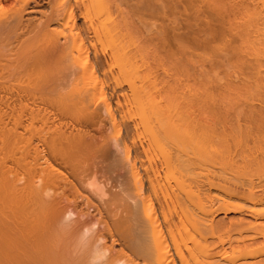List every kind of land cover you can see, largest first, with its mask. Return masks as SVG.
I'll use <instances>...</instances> for the list:
<instances>
[{"label":"bare ground","instance_id":"bare-ground-1","mask_svg":"<svg viewBox=\"0 0 264 264\" xmlns=\"http://www.w3.org/2000/svg\"><path fill=\"white\" fill-rule=\"evenodd\" d=\"M4 1L10 2L17 7H15V9L11 13H8L9 15L7 14L6 16L0 19V133H2L0 135L2 136L4 135L6 138L11 137L13 141L15 140V143L14 142L11 143H14L15 148L17 147V149H18V145L16 144L17 143L16 140H20V137L22 138V131L21 132L18 131L19 129H17V127H22V129L26 131L27 127H29L28 130H30V127L32 126L31 130H33V126H35L36 124L37 125L40 124V126H42L43 128V129L40 128V130L42 131L45 130L48 135L44 133H43L44 135L41 136L38 135L39 136L38 144L40 145L41 149H39L38 146H35L33 148V153L31 156H30L31 153L29 152L30 153L29 154L25 148L24 149L26 151V154L28 153L27 156L24 153L23 148H22L23 151L18 150V153L22 151L23 155L16 154L14 152L16 150L13 149L9 150V148L7 149L10 152L13 151L15 153V154L14 153L11 154L18 155L19 157L17 158L12 157L8 153V151H6L7 156H5L6 155L5 152L4 154L3 153L1 154L3 155L4 158L0 156V264L59 263L58 262L60 261L58 260L59 257L57 259V257L55 256L56 257L55 258L54 255L57 254L58 256L59 253L61 252H59L58 249L57 250L58 253H56L55 249H52L50 245H47V238L51 237V241L49 239L48 241L53 242L54 239L52 240V236L56 237L57 234H55L54 232L52 233L51 230H57V229L64 230V228L72 227L74 225L76 227L75 229H73L72 232L69 229H66V231L71 234L70 236H68L69 234L65 232V234L67 233L66 234L67 240L65 237H63V234L59 230H58L59 231L58 234H60L61 236L57 235V237L59 236L61 240L64 238L62 241L63 242L67 241V245L69 247H72V245L74 247V249L70 251L74 252L76 254L75 255L76 257L73 259L72 262H70V264H128V263L133 264L136 263V261L134 260L135 257H137L135 259L140 258L143 264H176L177 261L176 259H178L179 263L181 262L180 264H199V263L200 264L201 263L203 264H264V0H135V4L133 3L134 5L130 9L131 11L130 15L132 17L130 15H123L121 17L122 13L127 14L129 12L122 11L123 9L124 10L126 9L121 6L125 0L124 1L121 0L123 2L117 1L118 3L119 2L122 3L119 5L121 6V8H123L121 9L122 12L121 11L119 12V10H117V13H121V14L116 15L117 17L119 16V18L121 17L120 20L125 23V25L124 23L120 25L121 28L123 26L125 27L126 24L128 23L126 27L129 28L131 33L133 31V34L135 31L133 29L134 27H139L141 28V30L144 29L142 30V32H140V34L142 35L141 38L140 35L139 36L136 35L139 32L138 30H137L138 32L136 31L137 33H135L136 38L139 37V40L137 39L138 43L144 41L143 42L144 46L146 44L149 45L150 43H153V45L157 43L158 44L161 43L163 46L160 45L162 46V48L160 47L159 50L165 48L166 45L169 47L168 44H169V40L171 39L170 37H172L173 40L175 39L174 40L175 42L177 40L176 44L178 43L177 48H179V53H180V55L179 54L177 55L181 56L182 59H184V61H179L181 57L180 59L179 56L177 57V59H179L177 61L181 62V64L173 60L175 66H180L177 67V70L178 68H180L181 71L180 70L179 71L182 72V75L184 74L186 78L190 77L189 79H191V77H193L191 79V83L193 80L194 81L193 83L196 85L195 87L193 86L194 88H197L198 87L197 85L199 86L201 85L200 87L202 86L205 87L204 88L205 91L207 92L208 90L210 91V93L208 92L209 94L212 93L211 97L212 95H214V99H213L215 101L214 106L217 107L213 109V114H216L215 116L216 121L215 119H213L214 121L213 122L211 121L212 123L210 121H208L209 123H207V121L205 120H207V117H209L208 115H211L210 116L211 120L212 118H214V115L212 116V114L208 113L207 117H205L206 119L202 118L204 120H202V122L200 121L198 125H193L192 124L193 122L192 123L190 122V125L192 124L193 127L196 126V128L194 129L192 128V126L190 127L188 126L189 121L186 122L187 127L185 126V124L183 125L182 123L183 122L185 123L186 121L184 119L182 123L179 122V124H177L179 125V127L180 125H182V128L186 127L185 130H182L181 133L178 130L179 128L175 127L174 130V126L171 127L172 125L171 124L168 126V129L170 127L172 133H174L175 131L174 135L178 136V134L181 135L182 133H184V135L182 134L181 137L178 136L179 138H177L176 136L175 138L178 141L181 139L179 142H181L184 139L182 143L185 142L184 144H186L187 147L189 145L191 146L195 145L194 146L196 147L195 149L199 150L203 158L205 156V159L210 156V154H208L209 156H207V154L205 155V153L207 152L214 153L220 158L219 163L220 164L222 163L223 167L225 165L227 166L231 165L229 167L232 166L235 167L236 165L238 166V164H241L242 167L245 168V170L247 169V172L249 170V173L246 172H245L246 174L243 173V175L245 174L248 176L247 178H243L245 176L237 177V176H241L242 172L245 170H243L242 172L239 171L241 172V173L238 172L239 175L236 176L235 174L234 176L236 177L230 178V176H227L230 173L225 175L224 173L225 171H221L222 169L221 168L222 165H221L219 167L220 172H218L219 169L217 167L218 169L217 172L219 174H217V172L215 171L209 172L210 169L209 170L207 169L209 173L204 174V176L208 174L207 176L203 178V176L200 175L201 179L203 178L202 183L199 182L200 185L194 180L198 184L199 189L196 190L197 192L198 190H200L199 193H202L201 187L203 188L205 186H207L208 189L216 188L222 191L221 194L223 193L224 198H220L218 200V198L216 197L218 200V204L216 205L214 212L217 213L220 212L223 214L236 213L241 215L237 219L236 218L230 219L231 220L230 222L227 220L229 224L227 225V227H225V229L224 226L226 225L224 223L226 222L224 221H223L224 223L221 222L222 226L224 224L223 227L221 226L222 230L224 229L226 234H228V237L226 238L225 241H223L224 239L222 241L218 239L220 240V242L218 241L217 243V241L215 240V242L217 243L216 244L214 240H212L216 244V246H218L219 243L223 244L227 242V245H225L224 247L228 246L230 248H232L231 246L232 242H235L236 244L235 243L233 244L236 245V249H233V251L230 253L225 252L226 250L223 249H221V251H219L220 249L218 251L215 249L216 250L215 251L214 250L215 247L213 248L212 251V249L209 247L212 244L214 245V243L213 242L212 244L208 243L207 241L208 239H206V237H208L207 236L208 234L205 235V233L211 232L212 231L211 229L217 228V226L215 227L214 225L215 223L213 224L211 218H210L211 221L210 219L205 220V218L195 216L192 212H190V210L188 211L186 210V213L185 211L183 212V214L185 213L183 216H185L188 212H190L191 218L189 217V214L188 216L187 215L186 216L188 219L190 220L192 219L193 221L191 223V221L189 220L190 222L188 223L190 225L193 224L191 226L193 229L192 228L191 229L193 230L195 235L196 234L199 235L198 240H196L193 237L192 240L190 241L188 240L189 243H187V240L186 241L179 240L180 236L179 239L177 240V237H175L172 234L173 231L171 227V222L168 221V219H166L162 207L160 208L162 223L159 222V216L157 212H155L156 211L154 207L155 204L153 205V198L155 200L160 199V198L157 199V197H159L157 196L159 195L157 194L159 190L156 191V189L158 188L154 187V182H153L154 176H157L158 178V173H156V170L158 169L155 163L152 166V162H151L152 160L148 158L149 156L148 153L150 150L151 143L150 141L148 142L147 140L148 143L145 145L143 144L144 142H142L141 139H139V137H141L140 135H142L143 132L140 130L138 131V129L140 128L137 126H136L137 129L134 128V130L135 131L137 130L139 132V134H137L138 136L134 135L135 133L133 134L134 136H132L131 134L129 135V133L131 132L129 130L131 125L137 122L133 123L132 119L131 122L133 124L129 123V121L125 122V119L124 120L122 119L124 115H122L121 114L122 112L120 113L118 110L119 109L118 105H120L118 96L123 95V97L125 96L127 99H129L127 97V94L125 93L127 90H125V92L124 90H122L123 93H125V95L123 93L121 94V90H119L120 88L118 87V84L120 82V79H122V76L123 77L125 76L123 78V81H121L122 83H124L127 82V79L128 81H131V77L133 78L135 75L137 76L139 74L137 70L139 69L138 68L139 63L136 65L137 61L135 59H136V55L140 54V52L144 49V46H142L141 43L140 45L143 47V49L140 48L141 46H138V48L136 49L135 45H138V43L131 41V38H133L135 35L132 37L133 34L131 35L129 30L123 29L124 27L122 28L124 33V34L122 33L123 36L125 35V32H127V34L129 33L128 35H131V37L129 38L130 41H127V43L129 42L131 44L132 42V46L134 48V52H133V49H131L132 46L130 45L131 46L130 49L132 50V52L135 54L137 50L136 55L134 56V54L126 46V50H129L130 53L133 54L134 56L133 59L132 55L127 54L128 51H126L127 53L123 51L122 49L123 44H120V42H116L117 40H120L118 36H120L119 33L121 30L120 29L115 30V28L117 29L120 27H118L119 25L115 26L118 24V22L115 23L113 21H117L119 20V18L118 19L115 18L116 20L112 21L114 23L113 26L115 27H112L111 24H109L110 25V28L108 26L109 29L119 31V33H117L118 35L115 34V37L117 36L119 39L115 40V37H113L114 35H112L113 38L111 40L113 41H112V45L110 46V49L114 46L113 42L114 43L116 42L115 44L116 48H113L116 51L120 48V45L122 46H121V51L120 49L118 50L120 51L119 54L118 51L116 53V51L113 50L109 55L108 62L106 59L105 63L107 64L104 63L106 67L108 66L107 68L108 70L112 69L109 68V66L111 67L115 64L116 66H118L117 74L111 75L112 77L110 78V80L106 81V79L102 77L103 72H105V68H104L105 65H103V62L100 57L101 52L97 48L95 42H93L92 39V37L101 38L100 35L104 34L103 29H105L104 28L105 24L103 23V20L101 21L100 19L99 20L97 19L98 21L96 23L91 21L94 24L90 22V19L87 22V18L89 17L90 11L92 12V13L90 12L91 14L95 12H96L95 14L99 13L98 0H96L95 3L94 2L92 3L91 0L90 3L91 5L89 4L88 6H86L88 2H86V4L83 6L84 3L83 1H81L80 4L83 6V8L81 7L82 10L81 8L78 7L79 3L77 4L76 8L70 5L66 7L65 5L66 3H68V0H59L57 1L58 7H56L55 10H52L46 16H44L43 20L42 19L35 20L34 18H28V17L25 18V16L26 15L29 16L31 14L37 13L38 11H40V8L43 7L47 2H50V0H0V4ZM103 3H105V1ZM100 4H101L100 7L102 8L104 4L102 5V2ZM119 5H116L115 7L119 9L120 8ZM95 10H97L98 12ZM129 16L130 18H132V24L134 27L129 25L130 20L127 21L129 19L128 18ZM97 17L100 18V13L97 14ZM77 20H80L82 22L80 24H77L78 23ZM97 23L98 26L100 25L99 27H101V25L103 24L102 25L103 28L101 31L103 33L100 32L101 28L97 26ZM169 24L175 25L174 26L175 28L171 25L173 27V29L171 28L173 30V31L171 30L172 35L168 34L167 31L170 28ZM128 25L130 27H128ZM152 25L160 26L159 30L156 31V33L154 32L155 33L154 36L153 34L152 36L150 34L151 31L150 27ZM182 25H184L185 28L186 26L189 27L192 30L189 31L191 33L183 32V30L181 31ZM168 26L169 28L167 29ZM131 27L133 30L131 29ZM151 28H153V26ZM109 29L107 32L111 31ZM111 33L113 34L112 31ZM125 36L127 37V35ZM186 36L187 37L192 36L190 38L192 39L194 38L193 41L194 43L191 46L190 44L186 45V43L183 41L185 40V38H187ZM125 38L123 37V41L125 40ZM136 38L133 39V41L134 40L136 41ZM140 39L142 41H140ZM188 39L189 38H187V41ZM126 40H128V38ZM123 41L121 42L124 43ZM117 44L118 45L120 44L118 48L116 46ZM139 48L140 50L141 49L142 50L139 51L138 53ZM149 49L150 47L147 48V50L146 49L144 50L147 53L150 52ZM171 50L172 49H170V51ZM122 51L124 52L123 54L127 57L120 58L122 56L119 55L120 53L122 54ZM145 52L142 53L146 54ZM155 52L153 50V54ZM170 53L168 56L173 55V54L170 55ZM186 53L188 54L186 55ZM153 56L155 57V55ZM159 56L160 55H158L156 59H159L162 55L160 57ZM130 57H132L133 60L132 59L129 60ZM171 57L173 59L174 55ZM137 58H138L137 60H139V58L141 59V55ZM129 61L132 62L130 63ZM145 61H143L142 64H146L147 61L146 62ZM122 62H126V65L130 67V70L129 68L126 69L127 66L125 65V63ZM133 62H135L134 69L136 68L135 70L136 72L132 69ZM157 62L159 61L157 60ZM169 62H171V60ZM171 63L169 66L173 67L172 66L173 63L172 64ZM176 63L178 65H176ZM122 64L125 65L126 68ZM167 66L165 67L167 68ZM120 67H123V72H120V70L122 69ZM139 67L141 68V66ZM124 69H126L127 71ZM112 70H114V67ZM131 70H133L132 73ZM147 70L148 71L145 70L146 73L144 72L145 74H147L146 75L147 78L146 76L144 77L143 73H141L142 74L141 76L143 77L140 76L134 77L133 80L139 81L140 78H142L141 79L142 81L143 79L145 81L146 80L148 81L149 75H151L148 72L151 73L152 71H150L149 69ZM124 71H126V73H124ZM128 71L130 72L131 76L128 75L129 74ZM114 72H116V70ZM111 73L112 72H110V74ZM122 73H124L125 75ZM152 75H154V72ZM154 80L156 79L154 78L153 81ZM153 81L151 80L150 86L153 87L154 89L155 87L159 89L157 85L155 87L153 86ZM180 81L182 82L183 80L181 79ZM107 82H110V84ZM121 82L119 86H121ZM148 82H150V80ZM129 83L130 82H128V84ZM133 83L136 88L143 85V88L141 87V89H144L145 87L144 85L146 84L145 82L144 84L142 83V85L140 84V86L137 87L136 85L139 82L135 85V82L131 81L130 85H127V87L129 86L130 88L131 84ZM165 83L163 86H166ZM168 83L169 82L167 81L166 84ZM191 83L189 84L191 85ZM155 84L156 83H154V85ZM170 85L169 86L167 85L168 87L167 86L166 87L170 88ZM184 85L186 86V84ZM134 86L132 85L133 89H131L134 92L131 93L132 96L135 97L136 101L140 99L139 102L140 101L142 103L144 102L145 104V106L143 105L144 108L150 111L151 108L148 109L147 108L148 106L146 107V105H148L147 103H149L148 100L152 99V98L151 99L148 98L151 96L150 94L151 90L149 91V86L148 87L146 86V90H143L145 91V93L146 91L148 93L147 94L148 97L147 98L145 97L147 99V102L146 100L142 101L144 99L142 98V96L143 97L147 96L146 94L144 95L140 94V97L142 99L139 96L134 95L140 93L141 91L140 88L139 91V89H135ZM177 86L179 87V84ZM177 86L175 88H177ZM184 87L182 86V88ZM206 87H208V89H206ZM106 88L110 90L109 95L107 94ZM167 88L166 90H169ZM154 91L157 92L158 90H153V92ZM207 92L205 94H207ZM194 96H197V94ZM111 99L116 100V103L114 102L116 106L111 104L112 103ZM197 100L199 101V98ZM130 101L135 102L134 98L133 100L131 99ZM139 102H137V104L135 103V106L137 105L136 107L142 106V104L138 105ZM100 103L101 105L103 104L102 106H104L105 113L110 118V121L112 123L110 124L113 125L112 129L115 127V133L114 131H112L111 133L112 135L114 134L112 137L116 139V137L119 136L116 139L115 146H117V144L119 145V143L122 145V151L120 149L119 152L121 151L120 153H122L120 156L123 155L124 163L121 160H119V158L118 160L116 158L115 159L119 163L122 162L120 163L121 168L123 167L125 168L121 172L123 175H120L118 179H122L120 177L122 176L125 177V175H127L126 176L127 178L125 179L123 178L125 182H122L123 179L119 181L118 179L116 180L118 181L116 183H119V185L117 184L119 190L116 191L117 187L116 184H114L113 188L115 187L114 189H116L115 190L116 193L113 192L111 199L107 200L105 203L102 202V204H104L105 206L104 209H100L98 208V206L94 208V210H97V213L94 214L95 216H92V218H95L97 216V218H95V221L92 222V220L89 219L88 221L89 223L85 225L84 224L81 225L82 223H79L78 221L79 219H75V220L70 219V217L73 216L74 213L69 208H59V204H60L59 202L60 200L62 201V199L65 197L66 189H75V190L77 189L75 183L76 180H79L81 184H89L90 179L96 182L93 177L94 172L91 174L89 173L85 175L83 174L85 169L87 170V168L84 167L83 164L87 162V160L90 157L89 155H91L93 151L99 153V150L101 149H99L98 147H100L101 145L99 144L100 146H98L96 142L98 146L96 147L93 141L94 145L92 146L91 144L92 142L90 143V141L93 140L92 138L89 142H87L89 139L86 138L87 139L86 140L84 138L85 137L83 136L84 132L83 133L79 132L81 129L79 130L75 126L76 129L79 131L74 130L73 132L72 130H68L69 127L64 121L67 120L65 119L66 117L68 118L71 116V115L69 116V114L74 109V106H77L80 110H78V108H75L73 112L76 113V111L78 110L77 113L79 111L81 113H84L81 114L79 112V115L81 114L82 116L81 115L80 116L82 118H85L86 121H92L96 119L100 120V117L102 115L100 114V112L103 108L100 105ZM152 103H154V105L158 104L157 102H151V104ZM257 103L260 104L259 106L261 107L256 106L255 104ZM52 104L54 105L56 104V105L54 106ZM132 104L133 103H130V105ZM99 105L101 106V110H99V108L97 109ZM112 105L115 106L116 109L114 108L113 110ZM178 105L180 104L178 103ZM140 107L136 108L137 110L135 109L137 112L136 114L140 112V110H138L140 109ZM160 109L162 110V108ZM160 109L159 112L161 113ZM156 111L158 112L157 109ZM175 111L176 110H174V113ZM204 111L206 114L207 113L206 110L203 109V113ZM115 113L121 114V116L119 115L120 116L119 122L122 125V127L121 125L120 127L123 128L126 133L123 135H126L128 137L131 136V141L130 139H128V141L130 142L129 144L125 142V140L127 141L128 137L126 138L125 136V138L123 137L124 139L122 140V138L119 135L121 132L119 134L117 132L122 129L118 128L119 123L117 122L118 119L116 118ZM139 114H140L139 117L142 120L145 119L143 113L140 112ZM148 114L150 113H147V115ZM157 114L155 115L157 116ZM76 115L78 116V114ZM76 115L73 114V116ZM133 115H135V113H133ZM129 116L130 117L132 116L131 114L128 115V119L130 120ZM124 118H126V116ZM140 118L139 121L141 120ZM76 119L77 121H79L78 118ZM162 119L163 118H161V120ZM149 121L148 119L143 120V123L142 121H140L139 125L143 130L148 128L151 133L153 131L155 132V129L157 130L159 124L157 123L158 126H156L155 124L157 121L155 120L156 121V122L154 121L155 124L151 123L150 125V123H147ZM193 121L195 122L199 121V118L198 120L193 119ZM9 123H11L13 127H11ZM25 123L27 124L25 125ZM72 124L74 125V123ZM7 125L8 128L10 126V129H7ZM153 125L156 126L155 129H153L154 128ZM124 127H126V129ZM71 129H73V127ZM34 131L36 133L35 129ZM37 131L42 132L39 130ZM154 132L152 133L153 135ZM177 132L178 134H176ZM6 133L8 134V136H6ZM116 133L118 135H115ZM155 134L158 135L157 131ZM244 134L246 137L244 136ZM174 135H173V140L175 141ZM242 135L244 136L243 138H245L246 143L241 141ZM31 136H33L34 138L35 135H31ZM134 137L138 141L137 142L138 144L136 143ZM152 137H154L152 138L153 140L151 139L153 142L154 141L159 142L157 137L155 140V135ZM247 137L250 139H248ZM8 138H7V142H8ZM147 138L150 139L148 135ZM246 139L250 140L251 142H247ZM117 140L119 141V143ZM177 140L176 142L179 145V142ZM4 141L6 142V140ZM20 141H21L20 143L23 144L22 139ZM30 141L32 140L28 141L27 139V142L29 144ZM236 141L237 143L240 144L244 143L242 144L244 147L242 148V145L240 144L237 145ZM153 142L152 144L155 147L156 142L155 145ZM233 143H236V146L240 145L239 147L242 149H240L239 147L235 149L234 148L235 144ZM184 144H182L183 146L181 145L179 147L176 146L178 149L175 148L176 149L175 151L179 150V148L181 147L186 149ZM157 145L159 146V143H157ZM12 146L10 147L14 148V145ZM89 146L90 147L95 146L97 150H95V148H92L93 149L92 151V149ZM193 146L191 149L189 148V150H193L194 149ZM2 147H4V145H2ZM2 147H0L1 150L6 149V148L2 149ZM184 149H180L181 150L180 152L183 151L185 152ZM252 151L253 153L254 152L255 153L253 154ZM101 152L100 154H102V159H103V155L106 154L107 152L103 153L104 152L103 150ZM180 152L177 151L176 152L177 155H180L178 154ZM196 153L199 152L196 151ZM247 153L253 155V157H248ZM200 154L198 156H200ZM257 154L261 156L260 157L254 156ZM9 155L11 157H9ZM20 155L21 156L25 155L26 157L20 158L21 157ZM184 155L185 156L182 155L183 158L182 156L178 157L175 155L176 157L173 158H175L176 160L173 159L172 157H168V159L166 158L167 159L166 163L168 161H169L168 163H170L172 161L171 158L173 159V162L175 161V163L171 162V164H169L171 165L170 166L171 168L167 166V169H174L175 167L174 170H177L175 175H179L177 176V179H180L181 176L183 178L184 172L186 173L188 172L187 174H189L190 173L189 168L192 167L189 165V163L183 161L184 159L189 161V159L187 158H190V157L186 158L188 154L187 155L184 154ZM8 157L11 158L9 162H7L8 160L5 159ZM27 157L29 158L28 160H26ZM237 159L239 160V163ZM109 160L110 159L107 160L106 158V162ZM112 161L116 163L114 159ZM112 161H111L112 168L110 162L109 163L105 162L107 165V166L105 165L106 167L110 165V170H112L116 166L117 167L119 166L118 162L117 165H114ZM146 161L149 162L148 166L151 165L150 167L148 166L145 167L144 164L146 163ZM219 163H217L216 161V164ZM172 164L174 165L173 168H172L173 166ZM175 164L177 165V167ZM95 165L101 167L97 163ZM209 166L211 167L213 166V168L216 167L213 165V163L212 165ZM227 166H225L224 168H229ZM120 167H118L119 170L121 169ZM148 168L152 169L150 170L151 173L156 174V175L155 174L151 175L153 176V178L149 176L148 173L150 171L147 170ZM232 168H229V170L231 169V171L232 170L234 171V169ZM97 169L99 170L100 168L97 167ZM123 171L124 173L125 172L129 173L130 177L126 173L124 175ZM105 175L107 176L106 173ZM107 179H106V184L109 183ZM126 179L130 180L131 184H129V181L127 180L128 181L127 182ZM177 179H176L177 181L176 184L179 181L177 185L181 186L182 182L180 184V180ZM154 180H158V179L154 178ZM126 182L128 184H126ZM195 182H194V186H197ZM168 184L169 183H167V185ZM99 185H101V183L98 184L97 186ZM101 187L99 188L100 193L103 190H105V189L102 190ZM206 189L207 188H205V190ZM165 190L166 189L161 191H165ZM182 190L180 189V191ZM205 192L206 193H202L203 197L204 194L205 197L207 196V198L208 195L209 197L212 195L209 194V190H206ZM99 194L98 197L100 199L102 198L101 194L102 195L104 194L103 192L100 194V196ZM177 195L173 196L175 197V199L173 198V200L176 201V204H178L177 207H180L182 206L181 203L182 200L180 199L179 195L178 196ZM195 195L196 197L199 196V198L197 197L199 199V202L198 200H196V203L198 204L199 211H201L200 213L205 214L204 208L212 206V205L206 206L204 204L207 203V200L209 202V198L202 199L200 197L201 194L199 195L195 194ZM160 197L162 198V196ZM201 199L206 200V202L202 201L204 202L202 203ZM101 201H103V199ZM165 201L166 200H164V202ZM193 203H194L193 206L197 205V204L195 205V201ZM139 204H140V208L142 207L140 211L138 210ZM214 205L215 204L213 203V206ZM91 207L92 205L88 207V210ZM165 207L166 206H164V208ZM188 208L190 209V207ZM211 208L209 210H211ZM167 209L170 210L169 208ZM88 210L86 211L84 209L80 210L78 218L83 215H89ZM181 210H179V213L180 212L182 213L183 210L182 211ZM217 213H213V214L216 215ZM208 214H211V212L210 213L207 212L205 216H207ZM213 214H211V216ZM179 215L181 216V214ZM191 215L195 216V218ZM180 219L178 220V222L180 221ZM96 225H102L103 231L101 230L99 231L100 233L99 232L93 233L92 228L95 227ZM175 227L177 228V226ZM207 227L211 229L208 230ZM205 229L207 230V232H204ZM216 230H219V228H217ZM50 231L52 233L51 234L52 236L49 237ZM216 233L217 232L215 231L214 233H209V236L212 235L214 237L213 234ZM219 234L222 233H218V235ZM232 234L238 235V237L235 236L237 237L236 239L233 237L235 239L234 241L233 238L232 240H230L231 239L230 235ZM224 236L226 237V235ZM107 237L112 239L111 243L113 245L115 244L119 245L118 252L114 254L112 253L109 256H107V252H109V247L106 246L105 243L101 244V241L106 239ZM195 237L197 238L198 236L196 235ZM68 238H70L69 241ZM54 242L56 241L54 240ZM53 244L54 246H56L55 243ZM66 249L68 250V248ZM62 250L63 249H60V251ZM183 250L186 252V254L185 252L184 253L182 252ZM66 251L64 253L68 252ZM70 251L69 253H71ZM131 254L134 255L133 256L134 258H132ZM60 256H61L60 257L61 261L66 260V257L62 253L60 254ZM63 256L65 259H62ZM52 257H54L55 259ZM51 259L52 261L54 260L53 262L55 263H53ZM200 260L203 261L200 262ZM64 261L60 263L64 264L63 263ZM65 264L68 263L66 262Z\"/></svg>","mask_w":264,"mask_h":264},{"label":"rangeland","instance_id":"rangeland-1","mask_svg":"<svg viewBox=\"0 0 264 264\" xmlns=\"http://www.w3.org/2000/svg\"><path fill=\"white\" fill-rule=\"evenodd\" d=\"M57 1H59V0H50V2H47L43 7H41L40 8V11H38L37 13H35V14H31V15H26L25 16V18H34L35 20H43L44 19V16H46L47 14H49L52 10H55V8L56 7H58L57 6ZM81 1H83V6L86 4V2H88L87 4H86V6H88L90 3H91V0L90 1H87V0H68V3H66V7H68L69 5L70 6H72V7H75L76 8V6H77V4H78V7L79 8H83V6L80 4L81 3ZM105 1V3H103ZM109 1V2H108ZM115 1V2H114ZM117 1H121V0H98V3H99V9H98V7H97V9L99 10V13H100V18L99 17H97V14H99V13H97V14H95V13H93V14H91L90 12H89V17L87 18V22L89 21V19H90V22L91 21H93L94 23H96L99 19L102 21L103 20V23L105 24L104 25V28L105 29H103V31H104V34H101L100 35V37L101 38H93L92 37V39H93V42H95V45L97 46V48L100 50V52H101V55H100V57H101V60H102V62H103V65H105V64H107V63H105L106 62V59H107V62H108V58H109V55L111 54V52L114 50L113 48H116L115 47V44H116V42H120V44H123V51L124 52H126V51H128V53L127 54H129V55H132L133 56V52H134V48H133V46H132V42H136V43H138V40H139V37H137L136 38V35L137 36H139L140 35V38L142 37V35L140 34V32H142V30H144V29H142L141 30V28H139V27H134L133 26V24H132V18H130V9H131V7L135 4V0H123V1H121V2H123V4L122 3H118ZM95 3L96 2V0H92V3ZM102 2V8L100 7L101 6V3ZM118 4H117V3ZM116 3V4H115ZM134 3V4H133ZM119 4H122L121 6L123 7V8H126L125 10L123 9V8H121V6L119 5ZM129 4V5H128ZM81 5V6H80ZM91 5V4H90ZM114 5V6H113ZM116 5H119V9L117 8V7H115ZM15 7H17V6H14V4H12V3H10V2H6V1H4V2H2L1 4H0V19L2 18V17H4V16H6L8 13H11L14 9H15ZM82 8H81V10H82ZM115 8V9H114ZM121 9H123L122 11L123 12H129V13H127V14H121V13H117V10H119V12L121 11ZM129 9V10H128ZM95 11H97V10H95ZM121 11V12H122ZM98 12V11H97ZM116 13V14H115ZM119 15V14H121V17L123 16V15H130L128 18V20L127 21H129V25H131V26H133L134 28V34H133V31H132V33H131V31L129 30V28H127L126 26H127V24H126V26L123 28V29H127V30H129L130 31V34L132 35V37L135 35V33H137L138 31V33L134 36L135 38H136V41L134 40L133 41V39H135L134 37L133 38H131V44L128 42L127 43V41H130V37H131V35H128L127 34V32H125V30H124V32H125V35H127V37L124 35L123 36V30H122V28L120 27V25H122L124 22H122L120 19H121V17L119 18V16L117 17L116 15ZM9 15V14H8ZM91 15V16H90ZM132 17V16H131ZM118 19L119 18V20H117V21H113V20H116V19ZM92 19V20H91ZM98 19V20H97ZM81 20V19H80ZM80 20H77V24H80L82 21H80ZM118 22V24L117 25H115V26H118V27H120V28H115V30H118V29H120L121 31H120V33L122 34H120L119 33V31H115V30H112V29H109L110 28V25L109 24H111V26L112 27H115V26H113L114 25V23L113 22ZM119 21H120V24H119ZM93 22H91V23H93ZM100 22V21H99ZM122 22V23H121ZM130 22H131V24H130ZM93 23V24H94ZM101 23V22H100ZM103 25V24H102ZM102 25H101V27H99L98 26V23H97V26L99 27V28H101L100 29V32L102 31ZM124 25H125V23H124ZM128 25V27H130ZM174 27L175 25L174 24H169V26H170V28H169V26L167 27V29L169 28L170 29V32H169V29L167 30L168 31V34H171L172 35V32H171V30L173 29V27ZM93 26H95V25H93ZM107 28H106V27ZM108 26H109V28H108ZM153 26V28H151ZM151 27H150V34H151V36H152V34H153V36L155 35V33H156V31H158L159 30V28H160V26L159 25H152ZM111 27V28H112ZM154 27H155V29H154ZM182 28H181V31L183 30V32H189L191 29L189 28V27H187L186 26V28H185V26L184 25H182L181 26ZM135 28H137V29H135ZM139 28V29H138ZM172 28V29H171ZM175 28V27H174ZM188 28V29H187ZM108 29L109 30H111L112 32H113V34L111 33V31H109L110 32V35H109V32H107L108 31ZM114 29V28H113ZM131 29H132V27H131ZM132 29V30H133ZM138 30V31H137ZM187 30V31H186ZM137 31V32H136ZM173 31V30H172ZM192 31V30H191ZM105 32H107V33H105ZM116 32V33H115ZM155 32V33H154ZM101 33H103V32H101ZM117 33H119V35L120 36H118L119 38H120V40L121 41H123V37L125 38V40L123 41L124 43H125V41H126V45L124 44V43H122L120 40H117L115 43L113 42V47L110 49V46L112 45V41L113 40H111L113 37H115V34H117ZM189 33H191V32H189ZM106 34V35H105ZM104 35V36H103ZM112 35H114L113 37H112ZM118 35V34H117ZM103 36V37H102ZM122 36V37H121ZM117 36L115 37V40L116 39H119ZM187 37V36H186ZM190 37H192V36H190ZM189 36L187 37V38H189L188 39V41H187V38H185V40H183L185 43H186V45H188V44H190V46L194 43L193 41H194V38L192 39V38H190ZM25 38V37H24ZM122 38V39H121ZM128 38V40H126ZM153 38H155V37H153ZM171 38V39H170ZM169 39V47L166 45V47L165 48H163V49H161V50H159L160 49V47L162 48V44L161 43H157V44H154L153 45V43H150L149 45L148 44H146L145 46H144V44H143V42H139L138 43V45H135V47H136V49L138 48V46H144V49H146L147 50V48H149L150 47V49H149V51L151 52H145V50L143 49V47L141 46L140 48H142L141 50H140V48H139V50H138V53H139V51H141L140 52V54H137L136 55V52H137V50H136V52H135V54H134V56L136 55V65L139 63V66H141V68L138 66V68L139 69H137L138 70V73H136V74H138L137 76L135 75H133L134 77H138V76H140V77H143V76H141L142 74L141 73H143L144 74V77L147 75V74H145L146 73V71H148L147 69H149L150 71H152L151 73L150 72H148L149 74H151V75H149V80H150V82H148L147 80L145 81L144 79H143V81L141 80L142 78H140V80L139 81H137V80H133V78L131 77V81H133V82H135V85L138 87V86H140V84L142 85V83L144 84L145 82H146V84L144 85L145 87H144V89H141V87L143 88V85L142 86H140V87H138V88H136L135 86H134V83L133 84H131V87L129 88V86L127 87V85H130V83H131V81H128V79H127V82H124V83H122L121 81H123V78L125 77H123L122 75V79H120V82H121V86H119V84H120V82H119V84H118V87L120 88L119 90H121V94L123 93V91L122 90H124V92H125V90H127L125 93L127 94V97L129 98V99H127L125 96L123 97V95H119L118 96V98H119V104L121 105H118V110H119V112L122 114V115H124V117L126 116V118H124V117H122V119L124 120L125 119V122L127 121H129V123H135V122H137V123H135V124H133V125H131V127H130V125H129V127H130V133H129V135L131 134L132 136H134V135H137V134H139V130L140 131H142L143 133H142V135H140L141 137H139V139H141V141L142 142H144L143 144L145 145V144H147L149 141H150V143H151V145H150V150H149V153H148V158L150 159V160H152L151 162H152V166L154 165V163L157 165V169L158 170H156V173H158V178H157V176H154V178L155 179H158V180H154V178H153V176H151V175H154L153 173H151V171L150 170H152V169H147V170H149L150 172L148 173L149 174V176L151 177V178H153V182H154V187L155 188H158V189H156V191L157 190H159V192H157V194H159V195H157V196H159V197H157V199L158 198H160V199H158L159 200V202H158V200H155L154 198H153V205H154V207H155V212H157V214H158V216H159V222L160 223H162V216H161V214H160V208L162 207V209L164 210V214H165V217H166V219H168V221H170L171 222V227H172V231L174 232H172V234L175 236V237H177V240L179 239V236H180V239L179 240H187V243H189V241L190 240H192L193 239V237L196 239V240H198L199 239V235L198 234H196L198 237L196 238L195 236V233L193 232V228L191 227L192 225H190L188 222H190L191 221V223H192V219L190 220V219H188L187 218V216H188V214H189V217H190V212H192L195 216H198V217H202V218H205V220L206 219H212V221H213V224L215 225V227L217 226V228H219V230H216L217 228H214V229H211V228H209V227H207L208 228V230L209 229H211L212 231L214 230L215 232H217L216 234H213L214 235V237L212 236V235H210L209 236V233H214V231L212 232H207V230L205 229L204 230V232H207V233H205V235H207L208 237H206V239H208L207 241H208V243H210V244H212V240H214V242H215V240L217 241V243H218V241L220 242V240L222 241L223 239V241H225L226 240V238L228 237V234H226V232H225V227H227V225L229 224V222L231 221L230 219H237L238 217H240L241 215H239V214H236V213H228V214H223V213H220V212H214V209H215V207H216V205L218 204V200L220 199V198H224V196H223V193L221 194V192L222 191H220V190H218V189H216V188H210V189H208V187L207 186H205V187H201V191H202V193H206L205 191L206 190H209V194L211 195L210 197H209V195H208V198H209V202H208V200H207V203H204V202H206V200H202V199H208L207 198V196L205 197V194H204V197H203V194L202 193H199L200 192V190H198V192H197V190L196 189H199V187H198V184L197 183H202V181H203V178L205 177V176H207V175H205L204 176V174H206V173H209L210 171H215V172H217L218 171V169H219V167L222 165V163L220 164L219 162H220V158L217 156V155H215L214 153H212V152H207V153H205V155L207 154V156H209L208 154H210V156L209 157H207L206 159H205V156H204V158H203V156L200 154L201 152L199 151V150H196L195 148L196 147H194L193 145V147H194V149L193 150H189V148L191 149L192 148V146L191 145H189V146H191V147H187L186 146V144H184L185 142H183L182 143V141L184 140L183 138V140L181 141V142H179L175 137L177 136V135H174V133H175V127L176 128H179L178 130H179V132L181 133L182 132V130H185V128L187 127V124H186V122H188V126L190 127V126H192V124L193 125H198L199 124V122L201 121L202 122V120H204V119H206L205 117H207V114L208 113H210V114H212V116L214 115V118H212V120H211V115H208L209 117H207V120H205V121H207V123H209L208 121H214L213 119H215V121H216V114H213V109L214 108H216L217 106H214L215 104V101L213 100L214 99V95H212V97H211V94H209L210 93V91L208 90V92L207 91H205V87H200L199 85H197L198 87L197 88H194L196 85L193 83L194 81L192 80V83H191V79L193 78V77H191V79H189V78H186L185 76H184V74L182 75V72H180L181 71V69L180 68H178V70H177V67H180V66H175V63L173 62V60L176 62L177 60H179L180 59V57L181 56H179L180 55V53H179V48H177L178 47V43L176 44V42H177V40H176V42L172 39V37H170ZM138 39V40H137ZM140 41H142L141 39H140ZM175 42V43H174ZM119 44V45H120ZM130 46H132V48H131V46L129 47L128 45ZM135 44V43H134ZM141 44V45H140ZM153 46H152V45ZM118 44L116 45L117 46V48H118V46H119ZM151 45V46H150ZM156 45H157V48H156ZM158 45H159V48H158ZM160 45H162V46H160ZM121 46L122 45H120V51H121ZM126 46H127V48H131V49H133V52H132V50L130 49V51L133 53V54H131L130 53V51L129 50H126ZM152 47V48H151ZM124 48H125V50H124ZM177 48V49H176ZM118 49V50H119ZM166 50V53H165V50ZM167 49H168V51H167ZM170 49H172L171 51H170ZM117 50V51H118ZM153 50H154V52H155V50H156V52L153 54ZM163 50V51H162ZM178 50V51H177ZM114 51H116V50H114ZM117 51H116V53H117ZM120 51H118V54H119V52ZM122 51V54L124 53ZM104 52V53H103ZM142 52H145L146 54H143ZM158 52V53H157ZM160 52V53H159ZM171 52V53H170ZM142 53V54H141ZM169 53H170V55L171 54H173L174 55V57H173V59H172V57L171 56H173V55H171V56H168L169 55ZM121 53H120V55L119 56H122V57H120V58H125V57H127V56H125L124 54V56L122 55ZM126 54V55H127ZM155 55V57L153 56V55ZM177 54H179V55H177ZM188 53H186V55H187ZM117 55V54H116ZM141 55V59L139 58V60H137L138 58L137 57H139ZM144 55V56H143ZM150 55V56H149ZM152 55V56H151ZM158 55H162L159 59H156L157 58V56ZM167 55V56H166ZM177 55V56H176ZM134 56H133V59H134ZM179 56V59H177V57ZM118 57V56H117ZM146 57V58H145ZM147 57H149V58H147ZM166 57V58H165ZM143 58H144V60H143ZM167 58H168V60L170 61L171 60V62L173 63H171V62H169L168 60H167ZM171 58V59H170ZM176 58V59H175ZM105 59V60H104ZM128 59V58H127ZM132 59V57H130V59L129 60H131ZM132 59V60H133ZM149 61H148V60ZM156 59V60H155ZM163 59H165V60H163ZM120 60H122V59H120ZM134 60V61H135ZM141 60V61H140ZM145 61L146 62V64H142L143 63V61ZM157 60L159 61V62H157ZM166 60H167V62H166ZM123 61H125V60H123ZM161 61V62H160ZM179 61H184V59H182V57H181V59L179 60ZM121 62V61H120ZM130 62V61H129ZM128 62V63H129ZM132 62V61H131ZM130 62V63H131ZM144 62V63H145ZM148 62H149V64H148ZM166 62V63H165ZM105 63V64H104ZM122 63H125V65H126V62H122ZM134 63L135 62H133L132 63V69L135 71L136 70V68L134 69ZM160 63V64H159ZM162 63V64H161ZM164 63V64H163ZM170 63L172 64V66L173 67H171V66H169L170 65ZM177 63H180L181 64V62H178L177 61ZM176 63V65H178ZM121 64V63H120ZM148 64V65H147ZM158 64H159V66H158ZM166 64V65H165ZM123 65V64H122ZM121 65V66H122ZM125 65H123V66H125ZM131 65V64H130ZM144 65V66H143ZM147 67H146V66ZM162 65V66H161ZM168 65V66H167ZM127 66V65H126ZM126 66H125V68H126ZM152 66V67H151ZM165 66H167V68L165 67ZM113 67H114V70H112L113 69ZM144 67H145V69H144ZM150 67V68H149ZM176 67V68H175ZM104 68H105V72H103V75H102V77L104 78V79H106V81H109L110 80V78L112 77L111 75H116L117 74V72H118V66H116V64L115 65H113V66H109V68H112V69H110V70H108L107 68H108V66L106 67V65L104 66ZM117 68V69H116ZM120 68H122L121 70H120V72H123V67H120ZM129 68V70H130V67L129 66H127V68L126 69H128ZM143 68V69H142ZM168 68H170V69H168ZM175 68V69H174ZM126 69H124V70H126ZM163 69V70H162ZM168 69V70H167ZM116 70V72H114ZM133 70H131V73H132V71ZM139 70H142V71H139ZM146 70V71H145ZM155 70V71H154ZM162 70V71H161ZM172 70H174V71H172ZM176 70V71H175ZM180 70V71H179ZM104 71V70H103ZM127 71V70H126ZM126 71H124V73H126ZM166 71V72H165ZM110 72H112L111 74H110ZM129 72V71H128ZM136 72V71H135ZM145 72V73H144ZM153 72H154V75H152L153 74ZM156 72H157V74H156ZM163 72V73H162ZM124 73H122V74H124ZM160 73V74H159ZM170 73V74H169ZM128 74V73H127ZM172 74V75H171ZM125 75V74H124ZM129 76H131L130 75V72H129V74H128ZM174 75V76H173ZM127 76V75H126ZM128 76V77H129ZM160 76V77H159ZM153 77V78H152ZM159 77V78H158ZM162 77V78H161ZM180 77H181V79L183 80L182 82L180 81L181 79H180ZM185 77V78H184ZM146 78H147V76H146ZM152 78V79H151ZM156 79V80H154L153 81V79ZM174 78H175V80H174ZM180 80H179V79ZM135 79H137V78H135ZM188 79H189V81H188ZM151 80L153 81V86L155 87L156 85H157V87H159V89H157L156 87H155V89L153 88V87H151L150 85H151ZM159 80V81H158ZM163 80V81H162ZM125 81V80H124ZM141 81V82H140ZM157 81V82H156ZM162 81V82H161ZM167 83V81L169 82L168 84H166L165 82ZM180 83H179V82ZM185 81V82H184ZM128 82H130L129 84H128ZM160 82V83H159ZM173 82V83H172ZM107 83H109L110 84V82H107ZM127 83V84H126ZM147 83H148V85H147ZM150 83V84H149ZM154 83H156L155 85H154ZM164 83H165V85L167 86H169L170 85V83H171V85H170V88H167L166 86H163L164 85ZM187 83H188V85H187ZM189 83H191V85L189 84ZM179 84V87L177 86ZM183 84V85H182ZM184 84H186V86L184 85ZM132 85L135 87V89H141V91H140V89H139V91H140V93H137V94H134V95H137V96H139L140 97V94L141 95H144V94H148L147 93V91H146V93H145V91H143V90H146V86L148 87L149 86V91H150V94H151V96L150 97H148V95L147 96H142V98H144L142 101H145L146 100V102H147V97L148 98H152L151 100H148V102L149 103H147L148 105H146V107L148 108V109H150V111L149 110H147L146 108H144V106H145V104H144V102L142 103L141 101V103L139 102V100L138 101H136V99H135V97H133L132 96V94L131 93H134L131 89H133V87H132ZM162 85V86H161ZM171 86H172V88H171ZM177 86V88H175ZM182 86L184 87V88H182ZM193 87V90H192V87ZM162 87V88H161ZM181 87V88H180ZM123 88V89H122ZM152 88V89H151ZM165 89V91H164V89ZM166 88L167 89H169V90H166ZM187 88H190V89H187ZM130 89V90H129ZM173 89V90H172ZM206 89H208V87H206ZM106 90H107V94L109 95V92H110V90H108V88H106ZM153 90H158L157 92L156 91H154L153 92ZM182 90V91H181ZM190 90V91H189ZM132 91V92H131ZM135 91V90H134ZM139 91H137V92H139ZM202 91V92H201ZM205 91V92H204ZM128 92V93H127ZM136 92V91H135ZM152 92V93H151ZM165 92V93H164ZM168 92V93H167ZM184 92H186V93H184ZM192 92V93H191ZM201 92V93H200ZM207 92V94H205ZM212 92V91H211ZM125 93H123L124 95H125ZM174 93V94H173ZM153 94V95H152ZM164 96H163V95ZM180 94H181V96H180ZM186 94V95H185ZM193 94V95H192ZM197 94V96H194V95H196ZM107 95V96H108ZM154 95H156V96H154ZM160 95H161V97H160ZM174 95V96H173ZM178 95V96H177ZM188 95H189V97H188ZM192 95V96H191ZM205 97H204V96ZM210 95V96H209ZM137 96H136V98H137ZM154 96V97H153ZM159 96V97H158ZM184 96V97H183ZM186 96V97H185ZM208 96V97H207ZM110 97V96H109ZM138 97V98H139ZM146 97V98H145ZM176 97V98H175ZM202 97V98H201ZM207 97V98H206ZM123 98V99H122ZM125 98V99H124ZM133 98H134V100H135V102H131L130 100L132 99L133 100ZM141 98V97H140ZM141 98V99H142ZM154 98V99H153ZM159 98H160V100H159ZM165 98V99H164ZM183 98V99H182ZM199 98V101L197 100ZM212 98V99H211ZM157 99V100H156ZM163 99V100H162ZM124 102H123V101ZM153 100V101H152ZM156 100V101H155ZM167 102H166V101ZM208 100H210V101H208ZM127 101V102H126ZM159 101H161V102H159ZM168 101H169V103H168ZM173 101V102H172ZM213 101V102H212ZM111 104H113V105H115L114 104V102L116 103V100L115 99H111ZM137 102H139L138 103V105H141L142 104V106L141 107H143V108H141L140 106V109H138V110H140V112L141 113H143V116L145 117V119H143V120H146V119H148V121L149 122H147V123H150V125H151V123H154L155 124V122H156V126H158L157 125V123L159 124V126L160 125H162V126H164V127H162V126H158L159 127V129H158V127H157V130L155 129V127L156 126H154V128L153 129H155V132H154V135H155V140H156V137H157V139H158V141L159 142H156V141H152L153 139L152 138H154V137H152V136H154L150 131H149V129L148 128H146L145 130H143L142 128H141V126L139 125V123H140V121H142V123H143V120L139 117L140 116V112H138V114H136L137 112H136V108H139V107H136L135 106V103L137 104ZM145 102V103H146ZM151 102H157L158 104H156V105H154V103H152L151 104ZM180 104V105H178V103ZM122 103H124V104H122ZM130 103H133L132 105H130ZM176 103H177V105H176ZM129 104V105H128ZM161 104V105H160ZM167 104V105H166ZM186 104V105H185ZM258 104V103H257ZM255 104L256 106H259L260 104ZM52 105H54V104H52ZM56 105V104H55ZM54 105V106H55ZM100 105H101V103H100ZM99 105V107H97V109L99 108V110H101V106L103 105H101L100 106ZM112 105V107H113V110H114V108L116 109V105L115 106H113ZM134 105V106H133ZM144 105V106H143ZM163 105V106H162ZM185 105V106H184ZM196 105V106H195ZM211 105V106H210ZM54 106H52V107H54ZM178 106H179V108H178ZM201 106V107H200ZM255 106V107H256ZM103 108H102V110H101V112H100V114H102L101 115V117H100V120L99 119H96V120H92V121H86V119L85 118H82L81 116V114H84V113H81L80 111V115H79V112L77 113V111L78 110H80L77 106H74V109H73V107H72V109L73 110H75V108H78V110L76 111V113H74L73 112V110H72V112H73V114L74 115H76V114H78V116L76 115V116H73V114H72V112H71V110H70V114H69V116L71 115V116H73V117H68V118H70V119H68L67 117L65 118V119H67V120H65L64 122H66V124H67V126L69 127L68 128V130H72L73 132H74V130H76V131H79L80 129V131L79 132H84L83 133V136H85L84 138L86 139H89L87 142H89L90 140H91V138L93 139V140H91L90 141V143L92 144V146L95 144L96 145V147H98V146H100V147H98L99 149H101V150H99V153H97V152H95V151H93V149L92 148H95V150H97L96 149V147L94 146V147H90L91 149H92V154H93V156H92V154L91 155H89L90 157H89V159L87 160V162L85 163V164H83V166L84 167H86L87 168V170L85 169V171L83 172V174L85 175V174H87V173H89V174H91V173H93V177H94V179H95V181L96 182H94V181H92V179H90V183L89 184H81L80 182H79V180H76V190L75 189H66L65 190V197L62 199V201L60 200V204H59V208H69L73 213H74V215L73 216H71L70 217V219H79L78 221H79V223H82L81 225H85V224H87V223H89L88 221H89V219H91L92 220V222L93 221H95V218H97V216L95 217V218H92V216H95L94 214L95 213H97V210H94V208L95 207H97L98 206V208H100V209H104V204H102V202H106L107 200H109V199H111V197H112V194H113V192H115V190L116 189H114L113 188V185L114 184H116V187L119 185V183H116V182H118L119 180H122L123 178L125 179V178H127L126 176L127 175H125V173L126 174H128V176L130 177V175H129V173H127V172H125L124 173V171H123V173H124V175H125V177H120V178H122V179H118L119 178V176L120 175H123L121 172H122V170H124V168L125 167H123V168H121L120 166H121V164L120 163H124V161H123V155L122 156H120L122 153H120L121 151H122V145L119 143V141H118V143H119V145L117 144V146H115V143H116V139L119 137V136H117L116 137V139L115 138H113L112 136L114 135H112L111 133H112V131H114V133H115V127L112 129V126L113 125H111L112 123H111V121H110V118H109V116L105 113V110H104V106H102ZM121 107V108H120ZM129 107V108H128ZM156 107V108H155ZM175 107V108H174ZM206 109H205V108ZM259 107H261V106H259ZM127 108V109H126ZM155 108V109H154ZM160 108H162V110L160 109V111H161V113L159 112V109ZM164 108V109H163ZM200 108V109H199ZM130 109V110H129ZM132 109H133V111H132ZM136 109V110H135ZM144 109V110H143ZM156 109L158 110V112L156 111ZM198 109V110H197ZM203 109L204 110H206V114H205V111H204V113H203ZM257 109H258V107H257ZM127 110V111H126ZM165 112H164V111ZM174 110H176L175 111V113H174ZM208 110V111H207ZM135 111V112H134ZM147 111V112H146ZM152 111H154V112H152ZM103 112V113H102ZM118 112V113H119ZM125 112V113H124ZM131 112H133V113H135V115H133V113H131ZM158 114H157V113ZM176 112H177V115H176ZM182 112V113H181ZM202 112V113H201ZM116 114V118L118 119V128H120V129H122V130H119V131H117L118 132V134L120 135V137L122 138V140L125 138V136L126 135H123V134H126L125 133V130L123 129V128H121L122 127V125L120 124V116H121V114ZM147 113H150V114H148L147 115ZM153 115H152V114ZM162 113H165V114H162ZM181 113V114H180ZM200 113V114H199ZM131 114V116L132 117H130V120L128 119V115H130ZM155 114H157V116L155 115ZM120 115V116H119ZM150 115V116H149ZM153 117H152V116ZM200 115V116H199ZM84 116V115H83ZM137 116V117H136ZM164 116V117H163ZM176 116V117H175ZM178 116V117H177ZM183 118H182V117ZM190 116V117H189ZM202 116V117H201ZM204 116V117H203ZM75 117V118H74ZM142 117V116H141ZM153 119H152V118ZM155 117V118H154ZM163 118L162 120H161V118ZM76 118H78V120L79 121H77V119ZM139 118L141 119L140 121H139ZM176 118V119H175ZM198 118H199V121H193V119L194 120H198ZM202 118H204V119H202ZM73 119H74V121H73ZM80 119H81V121H80ZM85 119V120H84ZM133 121H132V120ZM134 119H135V121H134ZM182 119V120H181ZM184 119L186 120L185 121V123L183 122L182 123V121H184ZM71 120V121H70ZM82 120H83V123H82ZM97 120H98V122H97ZM156 120V121H155ZM191 120V121H190ZM73 121V122H72ZM132 121V122H131ZM155 121V122H154ZM174 121H175V123H174ZM69 122V123H68ZM76 122H78V123H76ZM80 122V123H79ZM86 122H87V124H86ZM161 122H162V124H161ZM177 122V123H176ZM179 122L180 123H182L183 125L185 124V128L183 127L182 128V125H180V127H179V125H177V124H179ZM190 122L192 123L191 125H190ZM198 122V123H197ZM211 122V123H212ZM72 123H74V125L72 124ZM76 123V124H75ZM90 123V124H89ZM93 123V124H92ZM111 123V124H110ZM129 123H126V124H129ZM146 123V122H145ZM146 123V124H147ZM174 123V124H173ZM196 123V124H195ZM27 123H25V125H26ZM69 124V125H68ZM80 124V125H79ZM136 124H138V125H136ZM172 124V125H171ZM9 125H11V127H13L12 126V124L11 123H9ZM79 125V126H78ZM120 125H121V127H120ZM148 125V124H147ZM169 125H171V127H173L174 126V133H172V131L170 130V127H169V129H168V126ZM176 125V126H175ZM236 125V124H235ZM40 124H36L35 126H33V130H31V127H30V130H28V128L29 127H27V130L26 131H24L23 129H22V127H17V129H19L18 131H22V138L20 137V140L22 139V143L23 144H21L20 142V140H16L17 141V145H18V149H17V147L15 148V140L13 141V139L11 138V137H7L8 138V142H9V140H10V142L9 143H11V142H14V143H11V144H9L8 142H7V138L3 135H0V141H2V138L3 137H5V138H3V141L4 140H6V142H5V144H4V142L2 143V142H0V147H2V145H4V147H2V149L3 148H6V149H4V150H1V148H0V156H2V158H4L3 157V155H1L2 153L4 154V152H5V156H7V152L6 151H8V153L12 156V157H15V158H17V157H19L18 155L19 154H22L23 155V150H22V148L24 149H26V151L30 154V156L32 155V153H33V148L35 147V146H38L39 147V149H41L40 148V145L38 144V137L39 136H41V135H44V134H46V135H48L47 134V132L45 131V130H40V128L41 129H43L42 128V126H40ZM77 127V129H79V130H77L76 129V127ZM82 126V127H81ZM139 127L140 129H138V131L136 130H134V128L135 129H137V127ZM37 127V128H36ZM73 127V129H71ZM148 127V126H147ZM151 127V126H150ZM149 127V128H150ZM167 127V128H166ZM188 127V128H189ZM89 128V129H88ZM116 128H117V126H116ZM125 129H126V127H124ZM192 128H196V126L195 127H193L192 126ZM192 128H191V130H192ZM7 129H10V126H9V128H8V125H7ZM34 129L36 130V133H35V131H34ZM45 129V128H44ZM84 131H83V130ZM152 129V128H151ZM150 129V130H151ZM162 129V130H161ZM180 129H181V131H180ZM37 130H39V131H42V132H38ZM118 130V129H117ZM159 130V131H158ZM177 130V131H178ZM75 131V132H76ZM135 131V132H134ZM156 131H157V134L158 135H156L155 133H156ZM123 132V133H122ZM129 132V131H128ZM128 132H127V134H128ZM138 132V133H137ZM42 133V134H41ZM44 133V134H43ZM135 133V134H134ZM0 134H2V133H0ZM35 135L36 136V138H35V136H34V138H33V136H31V135ZM117 133L115 134V135H118ZM134 134V135H133ZM172 134V135H171ZM176 134H178V132L176 133ZM183 135H184V133H182ZM181 134V135H182ZM246 134V133H245ZM245 134H244V136H245ZM25 135V136H24ZM39 135V136H38ZM146 135V136H145ZM147 135H148V137H150V139L149 138H147ZM173 135H174V138H175V141L173 140ZM181 135H179L178 134V136H180L181 137ZM6 136H8V134L6 133ZM30 136V137H29ZM138 136V135H137ZM170 136H172V137H170ZM177 136V138H179ZM243 135H242V142H245V138H243L244 137ZM248 136V135H247ZM124 137V138H123ZM128 136H126V138H127ZM136 137V136H135ZM135 137H134V139H135ZM183 137V136H182ZM246 137V136H245ZM250 137V136H249ZM11 138V139H10ZM137 138V137H136ZM147 138V139H146ZM161 138V139H160ZM248 138V137H247ZM17 139V138H16ZM19 139V138H18ZM26 139V140H25ZM27 139H28V141L29 140H32V141H30V144L27 142ZM86 139V140H87ZM128 139H130V141H131V136H129L128 138H127V141L125 140V142L127 143V144H129L130 142L128 141ZM138 139V138H137ZM152 139V140H151ZM240 139V138H239ZM248 139H250V138H248ZM12 140V141H11ZM136 140V139H135ZM147 140H148V142H147ZM176 140L179 142V145H178V143L176 142ZM244 140V141H243ZM18 141H19V144H18ZM93 141H94V144H93ZM161 141V142H160ZM246 141L247 142H251L250 140H247L246 139ZM96 142H97V144H98V146H97V144H96ZM102 142H103V144H102ZM138 141L136 140V143H137ZM152 142L154 143V145H155V142H156V145H155V147L153 146V144H152ZM239 142V141H238ZM33 143V144H32ZM37 143V144H36ZM157 143H159V146L157 145ZM175 143V144H174ZM177 143V144H176ZM181 143V144H180ZM236 143H237V141H236ZM236 143H233V144H235V147H234V145H233V147L235 148V149H237V147H239L240 145H242V144H244V143H237V145L238 144H240L239 146H236ZM246 143V142H245ZM100 144V145H99ZM138 144V143H137ZM182 144H184L185 145V148L186 149H184L183 147H181V148H179V150H177V151H181L180 149H184L185 150V152L183 153V152H180V153H178V154H180V155H177V151H175L176 149L175 148H177L176 146H183ZM9 145V146H8ZM12 145H14V148H11L10 146H12ZM19 145H21V146H19ZM30 145V146H29ZM31 145H32V147H31ZM90 145V144H89ZM174 147H173V146ZM24 146V147H23ZM13 147V146H12ZM19 147H21V148H19ZM120 147V148H119ZM154 147V148H153ZM233 147H232V149H233ZM244 146L242 145V148H243ZM9 148V150H11V149H13V150H16V151H14L16 154H18V155H14L15 153L12 151V152H10L9 150H7ZM117 148H119V149H117ZM188 148V149H187ZM240 148V147H239ZM238 148V149H239ZM242 148H240V149H242ZM25 149H24V153L26 154V151H25ZM121 149V151L119 152V150ZM174 149V150H173ZM178 149V148H177ZM18 150H22V151H20L19 153H18ZM104 151L103 153H106V154H108V155H106V154H104L103 155V159H102V154H100V152L101 151ZM107 150V151H106ZM117 150V151H116ZM1 151H3V152H1ZM189 151V152H188ZM195 151V152H194ZM196 151H198L199 153H196ZM236 151V150H235ZM234 151V152H235ZM240 151V150H239ZM238 151V152H239ZM109 152H111V153H109ZM118 152V153H117ZM164 152H165V155H164ZM171 152V153H170ZM188 152V153H187ZM192 152V153H191ZM11 153H14V154H11ZM27 153V154H28ZM102 153V152H101ZM183 153V154H182ZM196 153V154H195ZM252 153H253V151H252ZM255 153V152H254ZM253 153V154H254ZM27 154H26V156H27ZM115 154V155H114ZM184 154H188L187 156H186V158L187 157H190V158H187V159H189V161L188 160H183V161H185V162H187V163H189V165L190 166H192L191 168H189V174H187L186 172H184L183 173V178H182V176H181V178L180 179H177V176H179V175H175L176 174V171L177 170H174L175 169V167H174V165L172 166V168L174 167V169H167V166H169V168H171L170 166L171 165H169V164H171V162H173V159H175V158H173V157H176V156H185ZM190 154V155H189ZM200 154V156H198ZM202 154H204V153H202ZM248 154V153H247ZM9 155V157H11ZM166 155H168V156H166ZM170 155V156H169ZM171 155H173V156H171ZM176 155V156H175ZM193 155V156H192ZM21 156V155H20ZM25 155L24 156H21L20 158H24V157H26ZM110 156V157H109ZM115 156V157H114ZM151 156V157H150ZM183 156H182V158H183ZM254 156H261V155H254ZM5 158L6 160H8L7 162H9L10 161V159L11 158ZM29 157V156H28ZM26 158V160H28L29 158ZM96 157H98V158H96ZM109 157V158H108ZM121 157V158H120ZM168 157H172L171 158V162L170 163H166V161H167V159H168ZM248 157H253V155H251V154H248ZM106 158H107V160L108 159H110L109 161H107L108 163L110 162V164H111V161L114 159L115 160V162L116 163H114L113 161V164L114 165H117V162L118 161H116V159L118 160V158H119V160H121L122 162H118V167H120L121 169V171L119 170V168L116 166L115 168H113L112 170H110V165H108V167H106L107 165H106ZM116 158V159H115ZM167 158V159H166ZM185 158V157H184ZM208 158H209V160H211V161H209L208 160ZM215 158H216V160H215ZM166 159V160H165ZM198 159V160H197ZM239 159V158H238ZM237 159V160H238ZM176 160V159H175ZM182 160V159H181ZM191 160V161H190ZM205 160V161H204ZM102 161H104V162H102ZM193 161V162H192ZM216 161H217V163H219V164H216ZM25 162V161H24ZM106 162V163H105ZM177 162V161H176ZM208 164H207V163ZM210 162H211V164H210ZM98 164V165H100L101 163V167H99V166H96L95 164ZM173 163H175V161L173 162ZM206 163V164H205ZM212 163H213V165L214 166H216V167H214L213 168V166L211 167V166H209V165H212ZM238 163H239V160H238ZM147 164V165H146ZM151 164V163H150ZM216 164V165H215ZM86 165V166H85ZM106 165V166H105ZM123 165V164H122ZM145 165V167L146 166H148L149 165V162H147L146 161V163L144 164ZM176 165V164H175ZM202 165V166H201ZM217 165H219V166H217ZM125 166V165H124ZM151 166V165H150ZM150 166H148V167H150ZM198 166V167H197ZM225 166H227V165H225ZM224 166V167H225ZM229 166H231V165H229ZM229 166H227V167H229ZM83 167V168H84ZM97 167L98 168H100L99 170L97 169ZM176 167H177V165H176ZM194 167V168H193ZM201 167V168H200ZM217 167H218V169H217ZM223 167V165H222V169H221V171H225L224 173H225V175L226 174H228V173H230L229 175H227V176H230V178H232V177H236L237 175H239L238 174V172L239 171H243V170H245V168H243L242 167V165L241 164H238V166L236 165L235 167L234 166H232V167H234V168H232V167H229V168H232V169H234V171L232 170L231 171V169L229 170V168H224ZM83 168H81V169H83ZM111 168H112V164H111ZM152 168V167H151ZM197 168V169H196ZM102 169V170H101ZM127 169V168H126ZM126 169H125V171H126ZM191 169V170H190ZM209 170V172H208V170ZM228 169V170H227ZM128 170V169H127ZM168 170V171H167ZM170 171V172H169ZM207 171V172H206ZM226 171H227V173H226ZM230 171V172H229ZM118 172V173H117ZM218 172H220V169H219V171ZM217 172V174H219ZM231 172H233V173H231ZM235 172V173H234ZM241 172H239V173H241ZM249 173V170H248V172H247V169L245 170V171H243L242 172V175L241 176H237V177H242V176H245V177H243V178H247L248 176L247 175H245L246 173ZM105 173L107 174V176L105 175ZM192 173V174H191ZM243 173H245L244 175H243ZM102 174V175H101ZM236 174V176H234ZM96 175V176H95ZM105 175V176H104ZM110 175V176H109ZM156 175V174H155ZM172 175V176H171ZM176 177H174V176ZM189 175V176H188ZM203 176V178L201 179V176ZM101 176H102V178H101ZM171 176V177H170ZM92 177V178H93ZM104 177V178H103ZM108 177H110V178H108ZM172 177H174V178H172ZM199 177V178H198ZM101 178V179H100ZM108 178V179H107ZM112 178V179H111ZM179 178V177H178ZM191 178V179H190ZM194 178V179H193ZM100 179V180H99ZM106 179H107V181L109 182V183H107L106 184ZM118 179V181H116ZM124 179L122 180V182H125L124 181ZM130 179V178H129ZM176 179L177 180H180V184H181V182H182V184H181V186H178L177 184L179 183V181H178V183L176 184ZM199 179V180H198ZM102 180V181H101ZM104 180V181H103ZM112 180V181H111ZM114 180H115V182H114ZM128 179H126V181H127ZM175 180V181H174ZM197 182H195V181ZM92 181V182H91ZM129 181V184H131V181L130 180H128ZM127 181V182H128ZM156 181V182H155ZM157 181H158V183H157ZM175 183H174V182ZM190 181V182H189ZM103 182H105V183H103ZM126 182V184H128ZM194 182H195V184H197V186H194ZM101 183V185H99V186H97L98 184H100ZM167 183H169L168 185H167ZM200 183H199V185H200ZM81 184V185H80ZM90 184H92V185H90ZM102 184H106L105 185V187H104V185H102ZM112 184V185H111ZM118 184V185H117ZM159 184V185H158ZM179 184V185H180ZM184 184V185H183ZM88 185H90V186H88ZM161 188H159L158 186ZM178 187H177V186ZM96 186V187H95ZM102 186V187H101ZM184 186V187H183ZM102 188V190L103 189H105V190H103L102 192H103V194L104 195H102L101 193H100V191H99V188ZM107 187H110V188H107ZM176 189H175V188ZM179 187H180V189L182 190V191H184V192H182V191H180V189H179ZM98 188V189H97ZM113 188V189H112ZM205 188H207L206 190H205ZM164 189H166L165 191H161V190H164ZM101 190V189H100ZM119 190V187H117V190L116 191H118ZM192 190H193V193H192ZM217 190V191H216ZM93 191H97L96 193L95 192H93ZM98 191H99V193L101 194V197L102 198H100L101 200L103 199V201H101L100 199H99V197H98ZM104 191H105V193H106V195H105V193H104ZM109 191H111V192H109ZM166 191H167V193H166ZM220 191V192H219ZM161 192V193H160ZM165 192V193H164ZM176 192V193H175ZM208 192V191H207ZM116 193V192H115ZM177 193H178V195H179V197H180V199L182 200V202H181V200H180V202L182 203V206H180L181 208H182V210H181V208L180 207H177L178 206V204H176V201H174L173 200V198L175 199V197H173V196H176L177 195ZM96 194V195H95ZM100 194H99V196H100ZM160 194H163V195H160ZM172 194V195H171ZM176 194V195H175ZM195 194H201L200 195V197L202 198L201 199V202L202 201H204V202H202V203H204L206 206H208V205H212L211 207L209 206V207H207V208H204L205 209V214L208 212V213H210L211 212V214H213V213H217L216 215L215 214H213L212 216H211V214H208L207 216H205V214H202V213H200L201 211H199V209H198V204L196 203V200H198V202H199V196H197L196 197V195ZM222 196H221V195ZM166 195V196H165ZM177 195V196H178ZM207 195V194H206ZM160 196H162V198L160 197ZM163 196H164V198H163ZM170 196H172V197H170ZM215 199H214V198ZM218 198V200H217V198ZM172 198V199H171ZM186 198V199H185ZM189 198V199H188ZM166 200L165 202H164V200ZM188 199V200H187ZM191 199V200H190ZM151 200H152V197H151ZM161 200V201H160ZM187 200V201H186ZM190 200V201H189ZM186 201V202H185ZM195 201V205L196 206H193L194 205V202ZM161 202V203H160ZM164 202V203H163ZM183 202H184V204H183ZM212 202V203H211ZM158 203H160V204H158ZM213 203L215 204L214 206H213ZM92 205V207L88 210V207L89 206H91ZM184 205V206H183ZM157 206V207H156ZM159 206V207H158ZM164 206H166L165 208H164ZM188 207H190V209L188 208ZM205 207V206H204ZM140 208V204L138 205V210L140 211L141 210V208ZM157 208H159V209H157ZM167 208H169L170 210H168ZM178 208H180V209H178ZM188 208V209H187ZM211 208V210H209ZM82 209H84L85 211L86 210H88L89 212V215H83V216H80L79 218H78V216H79V212H80V210H82ZM194 211H193V210ZM208 209V210H207ZM213 209V210H212ZM179 210H181L182 211V213L180 212L179 213ZM186 210L188 211V210H190V212H188L185 216H183L185 213H186ZM185 211V213L183 214V212ZM196 211H198V212H196ZM170 212V213H169ZM196 212V213H195ZM170 215H169V214ZM179 214H181V216L179 215ZM97 215V214H96ZM170 217H169V216ZM191 216H193V215H191ZM195 216H193L194 218H195ZM178 217H179V219H180V221L178 222ZM209 217V218H208ZM186 218V219H185ZM191 218V217H190ZM211 219H210V221H211ZM190 220V221H189ZM229 222H228V221ZM183 223H182V222ZM209 221V220H208ZM226 222V223H224V222ZM181 222V223H180ZM217 222H218V224H217ZM221 222H223L226 226H224V224H223V226H224V229L222 230V224H221ZM179 223H180V225H179ZM174 224H175V226H177V228L174 226ZM80 225V224H79ZM173 225V226H172ZM190 225V226H189ZM180 226V227H179ZM222 226V227H221ZM75 225L74 226H72V227H68V228H64V230H60V229H57V230H51L52 231V233L54 232L55 234H57V235H60V234H58V232L59 231H61V233L63 234V237H65L66 238V240H67V233L69 234L68 236H70L71 234L69 233V232H67L66 231V229H69L71 232L73 231V229H75ZM192 228V229H191ZM221 228V229H220ZM179 231H178V230ZM59 230V231H58ZM102 230V225H96L95 227H93L92 228V232L93 233H98L99 231H101ZM191 230V231H190ZM51 231H50V235H49V237L50 236H52L51 234ZM103 231V230H102ZM223 231V232H222ZM65 232H67L66 234H65ZM179 232V233H178ZM92 233V234H93ZM100 233V232H99ZM191 233V234H190ZM218 233H222V234H219L218 235ZM90 234H91V232H90ZM57 235H56V237L55 236H52V240L54 239L56 242H54V240H53V242H50L51 241V237L50 238H47V245H50L51 247H52V249H55V251H56V253H58V251L59 252H61L65 257H66V260L64 261V260H62V261H64L63 263L65 264L66 262L68 263V264H70V262H72L73 261V259L76 257L75 255V253L74 252H71L73 249H74V247H73V245H72V247H69L68 245H67V241L66 242H63L62 240L64 239H60V237L58 238L57 237ZM193 235V236H192ZM222 235V236H221ZM224 235H226V237L224 236ZM61 236V235H60ZM184 238H183V237ZM217 236V237H216ZM220 236V237H219ZM232 236V237H231ZM235 236H237L238 237V235H236V234H232V235H230V240H232V238L234 237L235 239L237 238V237H235ZM55 237V238H54ZM189 237V238H188ZM62 238V237H61ZM233 238V241L235 240ZM48 239L50 240V241H48ZM69 239L70 238H68V241H69ZM109 239V240H108ZM218 239H220V240H218ZM189 240V241H188ZM65 241V240H64ZM109 241V242H108ZM112 239H110L109 237H107L106 239H104V240H102L101 241V244H104L105 243V245L106 246H108L109 247V252H107V256H109V255H111L112 253L114 254V253H116V252H118V250H119V245H117V244H115V245H113L112 243ZM213 242V243H214ZM53 243H55V245L56 246H54V244ZM57 243V244H56ZM108 243V244H107ZM216 243V242H215ZM214 243V245L212 244V245H210L209 247L212 249V251H213V248H214V250L216 249L217 251L219 250V251H221V249H223V250H226L225 252H227V253H230V252H232L233 251V249H236V243L235 242H232V244L233 243H235V244H231V246H232V248H230V247H224L225 245H227V242H225V243H223V244H221V243H219L218 244V246H216V244ZM110 244H111V247H110ZM61 245V246H60ZM223 245V246H222ZM235 245V246H234ZM63 246H65V247H63ZM113 246V247H112ZM222 246V247H221ZM234 246V247H233ZM56 247V248H55ZM61 247V248H60ZM107 247V248H108ZM219 247H221V248H219ZM66 248H68V250L66 249ZM59 249V250H58ZM60 249H63L62 251H60ZM64 249H66V250H64ZM111 249V250H110ZM58 250V251H57ZM71 250V251H70ZM117 250V251H116ZM215 250V251H216ZM222 250V251H223ZM54 251V252H55ZM67 252V253H64V252ZM69 251L71 252V253H69ZM112 251V252H111ZM114 251V252H113ZM211 251V250H210ZM129 252V251H128ZM183 253L185 252L184 250L182 251ZM61 253H59V255L57 256V254L56 255H54V257L56 256L57 257V259H58V257H59V259L58 260H60V261H58L59 263H56V264H62V263H60V262H62L61 261V256H60V254ZM109 253V254H108ZM130 253V252H129ZM185 254H186V252H185ZM132 255V254H131ZM64 256L62 257V259H65L64 258ZM134 255H132V258H134L133 257ZM54 257H52V258H54ZM55 257V258H56ZM54 258V259H55ZM135 258H137V257H135ZM134 258V260L136 261V263H133V264H137L139 261V263L138 264H141L142 263V260H140V258H138V259H135ZM262 258V257H261ZM56 259V260H57ZM177 261H176V264H178L179 263V261H178V259H176ZM51 261H52V259H51ZM54 261V260H53ZM52 261V262H53ZM138 261V262H137ZM203 261V260H202ZM201 260H200V262H202ZM57 262V261H56ZM53 263H55V262H53ZM181 263V262H180ZM179 263V264H180ZM52 264V263H51ZM128 264H131V263H128ZM143 264V263H142ZM200 264V263H199ZM201 264H203V263H201Z\"/></svg>","mask_w":264,"mask_h":264}]
</instances>
